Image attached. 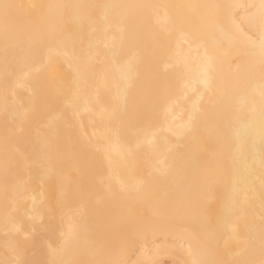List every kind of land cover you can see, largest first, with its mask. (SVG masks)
<instances>
[{"label":"snow or ice","instance_id":"1","mask_svg":"<svg viewBox=\"0 0 264 264\" xmlns=\"http://www.w3.org/2000/svg\"><path fill=\"white\" fill-rule=\"evenodd\" d=\"M137 251L264 264V0H0V264Z\"/></svg>","mask_w":264,"mask_h":264},{"label":"bare ground","instance_id":"2","mask_svg":"<svg viewBox=\"0 0 264 264\" xmlns=\"http://www.w3.org/2000/svg\"><path fill=\"white\" fill-rule=\"evenodd\" d=\"M145 2H186V0H145ZM243 2H252V3H259V0H243ZM175 49V46H174ZM174 60L173 64H176L179 62L180 69L186 70V83H184L183 90L180 89V85L178 84L176 86V97L172 104V113L169 116V121H171L173 118H175V121L177 123L180 122L181 117L184 115L183 109L187 107V102L184 99L185 92L189 96L192 95V88L193 87H202L200 85L198 80V65H197V52L193 48L192 50H189L187 46H184L182 49H175L174 50ZM186 66V69H185ZM161 70H163V67L161 66ZM174 69H169V72H172ZM163 238L161 237L160 240H157L153 242L152 238L149 237L147 240V244L150 247H155L156 244H162ZM139 258V251L132 254L130 259L131 261H134ZM160 258L162 260H168V264H171V258L166 253H161ZM165 264H167V261H165Z\"/></svg>","mask_w":264,"mask_h":264}]
</instances>
